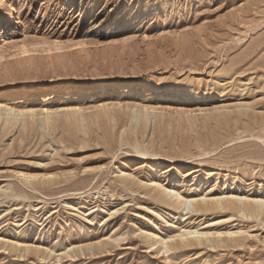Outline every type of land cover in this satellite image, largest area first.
I'll use <instances>...</instances> for the list:
<instances>
[{
    "label": "rangeland",
    "instance_id": "374dc122",
    "mask_svg": "<svg viewBox=\"0 0 264 264\" xmlns=\"http://www.w3.org/2000/svg\"><path fill=\"white\" fill-rule=\"evenodd\" d=\"M11 1L0 103L38 115L0 118V264H264V213L152 185L264 199V0Z\"/></svg>",
    "mask_w": 264,
    "mask_h": 264
},
{
    "label": "bare ground",
    "instance_id": "6f19581e",
    "mask_svg": "<svg viewBox=\"0 0 264 264\" xmlns=\"http://www.w3.org/2000/svg\"><path fill=\"white\" fill-rule=\"evenodd\" d=\"M51 3V0H42L41 1V4L42 6H46V5H49ZM0 13H2L3 15H6V17H9L11 18L12 21H16V17L14 16L15 14V7L12 3L11 0H0ZM134 16H135V13H134ZM17 22V21H16ZM137 33V32H136ZM133 36H136L135 34H133ZM5 49V48H4ZM4 49H1L0 50V60L4 57V52L5 50ZM21 51L22 52H27L28 49L26 47H22L21 48ZM72 87H69V90L71 89ZM13 95V94H12ZM0 96H1V93H0ZM14 96V95H13ZM142 107H140L139 109H136L138 112V114H136L134 117L135 119L134 120H137L138 123L141 121V123L144 125L142 127H147V125L150 126V118L148 117L149 116V109L147 108V106L145 107V109L143 108V110H141ZM135 109V108H134ZM135 110V111H136ZM51 111V110H50ZM37 111H35L34 109H28L27 107L26 108H16L14 106H11V105H7V104H2L0 103V118L2 116H4V121H5V125L6 126H9L8 128H10V125H13L18 122L17 118L20 119L21 122H23V120H21V118L24 119V123L26 122L27 125L28 123L32 126L35 122H34V118L35 116H37L38 112L35 113ZM53 112V111H52ZM51 112V113H52ZM57 112V111H56ZM59 112V111H58ZM46 115H43L44 118L42 119H45V121L43 123H48L51 124V121L53 120L50 115L51 113H49L48 111H46ZM66 113V112H65ZM36 114V115H35ZM109 115V114H108ZM151 115V114H150ZM41 116V115H40ZM110 116V115H109ZM108 116V117H109ZM114 117V116H111V118ZM52 120H51V119ZM81 118V117H80ZM3 119V117H2ZM1 119V120H2ZM109 119V118H108ZM0 120V121H1ZM17 120V121H16ZM107 120V118H106ZM111 120V119H110ZM109 120V121H110ZM19 121V122H20ZM38 121V120H37ZM23 123V125H24ZM25 123V124H26ZM53 123V122H52ZM69 123H71V120L69 119ZM136 123V122H135ZM18 124V123H17ZM37 124V123H36ZM35 124V125H36ZM155 124H156V118L154 119V124H153V127H155ZM22 125V123H21ZM44 125V124H43ZM47 125V124H45ZM70 125V124H69ZM139 125V124H138ZM137 125V126H138ZM4 126V125H3ZM26 126V125H24ZM29 126V125H28ZM27 126V127H28ZM51 126V125H49ZM11 127V128H12ZM23 127V126H22ZM140 127V126H139ZM25 128V127H24ZM23 128V129H24ZM31 128V127H29ZM28 128V129H29ZM46 128V127H45ZM52 128V127H51ZM137 128V127H136ZM5 129V128H4ZM27 130V128H26ZM137 133H138V130H137ZM137 147V146H136ZM137 151L138 153L140 154V156H142L143 158H148V153L147 152H144V151H141L140 148L137 147ZM28 179V178H27ZM44 179H51L50 177H46L44 176ZM40 180V179H39ZM42 181V180H41ZM152 183V182H151ZM154 186V189L157 191V193L155 194L156 197H158L159 195L162 194V198L164 199H167V203H169V201L172 202L173 206L175 207V205H190L196 212H202V211H208L209 209H215V210H218V209H221V210H234L236 211L237 213H241L243 215H247V214H251L250 216H252L253 214L255 215H258L260 213H264V199L263 198H256V197H246V196H240V195H237V194H232V193H223V194H220V195H205V196H201V197H195V196H184L182 195L180 192H177L175 191L174 189H168V188H164L163 185H161L160 183L158 184V182H154L152 184ZM160 197H158L159 199ZM160 198V199H162ZM157 199V198H156ZM162 201V200H161ZM165 201V200H164ZM170 206H172L170 204ZM179 207V206H178ZM188 207V206H187ZM218 208V209H217ZM214 210V212H215ZM193 211V210H191ZM213 211V210H212ZM233 211V212H234ZM209 212V211H208ZM248 216V215H247ZM259 216V215H258ZM257 216V217H258ZM187 231V230H186ZM185 233L183 232L182 235H184V237L187 236V234H199V231L195 230V231H188ZM149 234V233H148ZM152 234V233H151ZM153 236H155V238L158 236L156 234H152ZM152 235L149 234L148 237H151ZM186 235V236H185ZM200 235V234H199ZM153 236L151 237L152 238V241H153ZM191 236V235H189ZM198 236V235H197ZM196 236V237H197ZM205 236V235H203ZM208 236V235H206ZM188 237V236H187ZM186 237V238H187ZM195 237V236H194ZM150 238V239H151ZM183 238V237H182ZM181 238V239H182ZM159 239V238H158ZM163 241H164V238H161ZM168 239V238H166ZM180 239V238H179ZM184 239V238H183ZM204 239V238H203ZM173 240V238H172ZM171 240V241H172ZM192 240V239H191ZM208 240V238L206 239ZM154 241H156L155 243L158 242V240L154 239ZM163 241H161L163 243ZM181 241V240H180ZM190 241V240H189ZM202 241V240H200ZM199 241V242H200ZM193 242V241H191ZM169 243V242H168ZM167 243V241L165 242V244L167 245V248H171L169 246V244ZM174 243V242H173ZM185 243V242H184ZM203 243V241H202ZM158 244V243H157ZM171 244V243H170ZM187 244V243H186ZM184 244V246L186 245ZM154 245V244H152ZM183 245V243H182ZM162 246V245H161ZM165 246V245H164ZM180 248L181 245H176V247ZM163 248V247H161ZM172 249L174 250V248L172 247ZM160 250V249H159ZM169 250V249H168ZM167 250V251H168Z\"/></svg>",
    "mask_w": 264,
    "mask_h": 264
}]
</instances>
